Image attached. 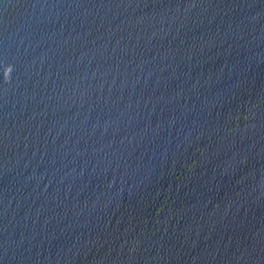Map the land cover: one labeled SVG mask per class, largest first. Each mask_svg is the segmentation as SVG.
<instances>
[{
    "label": "water",
    "instance_id": "1",
    "mask_svg": "<svg viewBox=\"0 0 264 264\" xmlns=\"http://www.w3.org/2000/svg\"><path fill=\"white\" fill-rule=\"evenodd\" d=\"M0 264H264V0H0Z\"/></svg>",
    "mask_w": 264,
    "mask_h": 264
}]
</instances>
